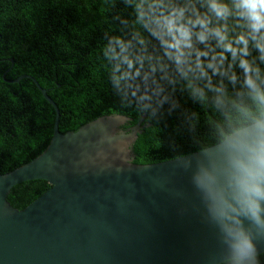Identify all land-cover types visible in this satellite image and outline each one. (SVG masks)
Segmentation results:
<instances>
[{
	"label": "trees",
	"instance_id": "1",
	"mask_svg": "<svg viewBox=\"0 0 264 264\" xmlns=\"http://www.w3.org/2000/svg\"><path fill=\"white\" fill-rule=\"evenodd\" d=\"M13 59L11 61L10 59ZM101 116L146 115L135 163L223 141L264 118V0H0V173ZM52 185L13 187L23 209ZM221 264H264V253Z\"/></svg>",
	"mask_w": 264,
	"mask_h": 264
},
{
	"label": "water",
	"instance_id": "2",
	"mask_svg": "<svg viewBox=\"0 0 264 264\" xmlns=\"http://www.w3.org/2000/svg\"><path fill=\"white\" fill-rule=\"evenodd\" d=\"M13 61V59H10ZM0 173V264H221L264 253V118L210 147L135 163L145 128L98 117ZM36 179L52 186L23 209L8 197Z\"/></svg>",
	"mask_w": 264,
	"mask_h": 264
}]
</instances>
